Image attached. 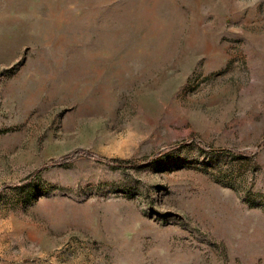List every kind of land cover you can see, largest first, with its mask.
<instances>
[{
	"label": "rangeland",
	"instance_id": "374dc122",
	"mask_svg": "<svg viewBox=\"0 0 264 264\" xmlns=\"http://www.w3.org/2000/svg\"><path fill=\"white\" fill-rule=\"evenodd\" d=\"M0 264H264V0H0Z\"/></svg>",
	"mask_w": 264,
	"mask_h": 264
}]
</instances>
